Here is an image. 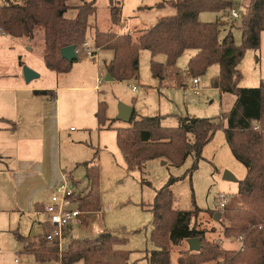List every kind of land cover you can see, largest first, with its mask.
Returning <instances> with one entry per match:
<instances>
[{
  "label": "trees",
  "instance_id": "obj_1",
  "mask_svg": "<svg viewBox=\"0 0 264 264\" xmlns=\"http://www.w3.org/2000/svg\"><path fill=\"white\" fill-rule=\"evenodd\" d=\"M79 1L73 5L71 2ZM110 22L116 28L122 21L123 0H109ZM0 5V32L12 37L35 38L43 31L44 61L47 67L58 73L69 72L82 52L92 27L91 16L97 13V0H5ZM177 12L161 17L155 24L137 31L136 35L120 34L115 29L95 30L92 38L94 53L99 49L113 50L114 57L107 64V72L114 80L131 81L139 77L140 52L151 53L153 74L163 83H184L187 77L204 75L214 64L220 67L212 79V86L223 93L236 96L233 107L212 118H200L190 114L179 117L175 127L163 125V115L142 116L138 119L134 110L129 126L118 127L117 143L126 160L127 172L143 171L145 163L163 159L180 166L190 155L196 159L193 169L202 157L205 146L216 132L223 129L235 158L247 168L246 176L239 181L240 208L213 210L226 212L230 226L225 233L244 236L239 250H224L218 243L206 241L203 231L192 224L200 208L182 210L175 204L172 184L169 181L157 190L150 210L153 213L151 239L156 249L146 251L148 264H173L172 250L175 241L191 237L202 238L199 252L186 250L178 264H264V80L258 87L240 85L239 64L247 50H259L264 32V0H250L244 11L240 10L242 43L236 44L229 32L220 39V18L203 22V11L225 12L233 8L223 0H174ZM77 11L75 17L66 14ZM239 17V18H240ZM235 26V21L231 24ZM76 45L78 59L68 61L62 56V48ZM195 50L190 58L186 76L178 66V59L187 51ZM165 55V62L158 60ZM36 94L55 97L49 90H36ZM107 104L100 101L96 117L99 125H106ZM89 181L88 193L82 196V209L101 211L97 198L100 186V169L97 152L91 160L83 162ZM150 184V182H147ZM25 250L33 253L40 262L59 261L60 264H129L130 252L114 248V234L104 231L97 238H77L69 248L60 252L55 246L34 245L30 237L16 232ZM31 243V244H27Z\"/></svg>",
  "mask_w": 264,
  "mask_h": 264
},
{
  "label": "rangeland",
  "instance_id": "obj_2",
  "mask_svg": "<svg viewBox=\"0 0 264 264\" xmlns=\"http://www.w3.org/2000/svg\"><path fill=\"white\" fill-rule=\"evenodd\" d=\"M168 0H123V16L130 23L145 25L155 24L162 16L172 15L176 8L168 4L157 7L159 2ZM232 3L233 8L244 11L246 0H223ZM6 3L0 0V5ZM147 6L146 9H139ZM231 8L225 12L203 11L214 22L219 18L227 23L222 25L220 39L232 32L236 44L242 43L241 17L229 15ZM77 11L70 9L66 16L75 17ZM92 27L88 30L86 40L93 46L92 38L97 28L112 30L116 26L110 22L109 0H97V13L91 16ZM235 21V26L231 24ZM128 31V30H127ZM133 33V30H132ZM84 47V46H83ZM193 50H187L177 62L178 68L184 72ZM113 55L110 50L99 49L95 56L81 53L69 72L57 73L50 70L44 61L43 31L39 30L35 38L12 37L0 33V87H12L20 83L30 86H52L57 99L59 112L62 115L61 134L57 143L61 148L64 168L71 170L77 180V189L87 194L89 181L84 162L95 156L101 177L97 198L101 211H88V220L76 230L78 238H97L100 233L110 231L114 234V248L130 252L129 264H148L146 251L156 249L151 239L153 231V213L150 210L156 192L171 177L177 178L171 189L175 204L182 210L200 208L192 219V224L205 234L206 241L218 243L224 250H239L244 245V236L225 233L230 226L225 217L216 221L213 210L217 208V195L225 192L229 196L227 208H240L243 203L238 196L239 181L247 174V168L238 161L226 140L223 129H220L205 146L202 157L193 169L196 159L190 155L184 164L177 166L163 159H152L145 163L143 171L127 172L126 160L117 143L118 127H126L130 122L118 119L121 103L132 106L138 119L142 116L163 115V125L175 127L179 117L193 115L200 118H212L230 110L236 100L231 93H223L212 86V79L219 72L218 64L210 66L204 75H200V93L193 92V78H185V82L175 81L163 83L151 69V53L142 50L140 53L139 77L131 81H106V59ZM166 59L160 55V59ZM28 67L38 73V77L27 83L24 68ZM241 74L240 85L258 87L264 80V32L261 35L259 50H247L239 64ZM101 78V79H100ZM98 84V90L86 88H70L92 86ZM61 90H58V88ZM134 87H137L135 89ZM1 90V89H0ZM15 96L19 92L0 91V95ZM107 104L106 125H99L96 117L98 103ZM0 164V203L7 196L12 198L14 192L9 171ZM232 172L238 181L224 179L225 171ZM147 182H150L148 184ZM85 194V195H86ZM12 200V199H11ZM195 206V207H194ZM86 211V210H85ZM35 216L20 212L0 211V264H60L59 261L40 262L36 256L25 250V243L18 239L16 232L23 236L35 238L34 245L46 246L43 242L42 226ZM31 244V243H27ZM189 249L186 240H178L173 244L172 263L178 264L183 252ZM82 264V263H79Z\"/></svg>",
  "mask_w": 264,
  "mask_h": 264
},
{
  "label": "crops",
  "instance_id": "obj_3",
  "mask_svg": "<svg viewBox=\"0 0 264 264\" xmlns=\"http://www.w3.org/2000/svg\"><path fill=\"white\" fill-rule=\"evenodd\" d=\"M173 1L159 2L157 7L164 8L167 3L173 6ZM249 1L246 0L245 5ZM71 4L78 5L80 2L73 1ZM123 8L122 4V21L115 29L118 33L136 35L137 31L147 28L145 25L141 27L139 24L127 21L123 16ZM146 8L147 6H140L139 9ZM201 19L209 20V17L200 14ZM190 53L191 58L196 51L193 50ZM113 57L114 52L109 59H106V66ZM158 60L165 62L163 58L160 59V55ZM61 88L63 87L58 90ZM70 88L99 89L98 84ZM0 89V91L19 92L11 97L5 94L0 95V164L3 163V168L9 171L14 188L12 198L7 196L5 202L0 203V211L35 216L43 229L44 205L50 201L53 188L59 183L62 173L67 171L63 167V165L67 166V163L63 164L61 148L57 143V138L61 134L62 115L59 112L56 97L35 93L36 90L54 92L52 86H30L20 83L12 87L1 86ZM78 163L83 164V162ZM67 172L73 175L71 170ZM73 178L78 186L74 175ZM25 237H30L31 243L35 241L31 235Z\"/></svg>",
  "mask_w": 264,
  "mask_h": 264
},
{
  "label": "built area",
  "instance_id": "obj_4",
  "mask_svg": "<svg viewBox=\"0 0 264 264\" xmlns=\"http://www.w3.org/2000/svg\"><path fill=\"white\" fill-rule=\"evenodd\" d=\"M229 15L240 17V10L231 8ZM5 34L3 32H0ZM87 55L95 56L94 48L89 42L83 44ZM101 79V78H100ZM200 76L193 78V92L200 93ZM137 89L136 87H134ZM82 194L77 189L71 172H63L59 183L53 188L50 201L44 205L45 219L43 224L42 240L48 246H55L62 253L73 240L76 230L85 220H88V211L82 209ZM229 204V196L225 192L217 195V208L225 209ZM243 239V238H242Z\"/></svg>",
  "mask_w": 264,
  "mask_h": 264
},
{
  "label": "water",
  "instance_id": "obj_5",
  "mask_svg": "<svg viewBox=\"0 0 264 264\" xmlns=\"http://www.w3.org/2000/svg\"><path fill=\"white\" fill-rule=\"evenodd\" d=\"M62 56L67 59L68 61H75L78 59V53L76 50V45H68L62 48L61 50ZM24 76L26 82H31L33 79L37 78L39 75L36 71L25 67L24 68ZM106 81H113L114 78L111 76V74L108 72L106 77ZM134 113V108L128 104L121 103L119 106V113H118V119L125 121V122H131L132 117ZM224 179L228 181H234L237 182L238 178L230 171H225L224 172ZM214 218L216 221L221 220L222 218V212L216 211L214 214ZM187 243L189 245V249L194 252H199L202 248V238L201 237H191L188 238Z\"/></svg>",
  "mask_w": 264,
  "mask_h": 264
}]
</instances>
